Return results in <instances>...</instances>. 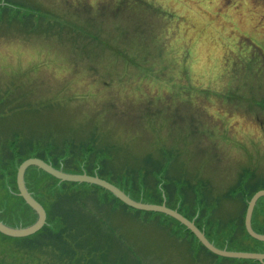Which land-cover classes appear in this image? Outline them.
Masks as SVG:
<instances>
[{"label":"rangeland","instance_id":"rangeland-1","mask_svg":"<svg viewBox=\"0 0 264 264\" xmlns=\"http://www.w3.org/2000/svg\"><path fill=\"white\" fill-rule=\"evenodd\" d=\"M38 160L177 212L219 251L264 191V0H0V222L32 227L17 173ZM45 223L0 264H262L222 259L169 217L36 168ZM251 229L264 236V199ZM264 264V263H263Z\"/></svg>","mask_w":264,"mask_h":264},{"label":"water","instance_id":"water-1","mask_svg":"<svg viewBox=\"0 0 264 264\" xmlns=\"http://www.w3.org/2000/svg\"><path fill=\"white\" fill-rule=\"evenodd\" d=\"M35 167L38 170L43 171L47 175L55 178L56 180L64 183H77V184H87V185H93L96 187H99L103 189L104 191H107L111 193L119 202H121L123 205L127 206L128 208L140 211V212H148V213H158L165 215L175 221H177L179 224L183 225L186 229H188L194 237L200 242V244L210 253H212L215 256L225 258V259H234V260H245V261H257L260 263L264 262V255L259 254H248V253H229L225 251H219L218 249H215L212 245H210L207 240L204 238L202 233H200L197 228L193 225V223L187 221L183 217H181L179 214H177L174 211L166 209L163 207H157L153 205H143L138 204L129 199L126 195H124L122 192L117 190L115 187L111 186L110 184L99 180L98 178H91L87 176H76V175H69L64 174L62 172L56 171L52 169L50 166L44 164L43 162H40L38 160H28L24 162L17 173V187L19 191V197L22 198L24 203L36 214L37 221L36 223L26 229H12L5 225H3L0 222V234L13 239H22L27 238L29 236L34 235L37 233L45 223V213L42 209V207L31 197V195L26 191L25 186L23 184V177L25 174V171L30 168ZM264 197V191L258 192L254 195V197L251 199V201L248 204V209L245 216V230L250 238L253 240L264 243V236L258 235L254 233L251 229V215L253 208L255 206L256 201L259 198Z\"/></svg>","mask_w":264,"mask_h":264},{"label":"trees","instance_id":"trees-1","mask_svg":"<svg viewBox=\"0 0 264 264\" xmlns=\"http://www.w3.org/2000/svg\"><path fill=\"white\" fill-rule=\"evenodd\" d=\"M58 181V180H57ZM59 182V181H58ZM92 186V185H91ZM94 187H96V186H94ZM99 188V187H98ZM99 189H101V188H99ZM102 190V189H101ZM102 191H104V190H102ZM106 192V191H105ZM110 194V193H109ZM198 228V227H197ZM248 235V234H247ZM257 242V241H256ZM259 243V242H258ZM261 244H263V243H261ZM251 262H256V261H251Z\"/></svg>","mask_w":264,"mask_h":264}]
</instances>
